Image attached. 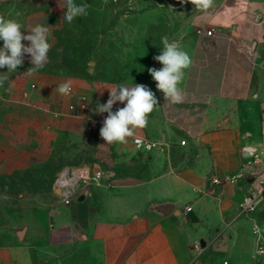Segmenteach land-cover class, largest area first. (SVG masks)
Returning <instances> with one entry per match:
<instances>
[{"label":"crops","instance_id":"obj_1","mask_svg":"<svg viewBox=\"0 0 264 264\" xmlns=\"http://www.w3.org/2000/svg\"><path fill=\"white\" fill-rule=\"evenodd\" d=\"M162 22L192 60L179 85L182 103H167L149 72L114 83L51 74L46 64L29 75L34 89L26 86L18 131L8 116L0 126V178L20 188L18 209L0 216V264H264L256 254L264 248V210L241 212L257 188L253 177L212 181L242 169L249 175L254 157L264 159V84L252 91L264 60V0H214L206 13L180 3L164 9ZM37 23L47 25V15L32 17L30 25ZM24 61L32 67L27 54ZM161 67L154 60L151 68ZM65 82L72 86L67 96L57 91ZM120 84L147 86L158 105L127 143L106 145L99 133L107 113L94 109ZM14 86L25 85L18 79ZM135 137L162 145L142 153ZM65 143L72 155L86 154H75L79 166L71 169L104 174L101 186L69 205L56 192L60 175L33 185ZM165 205L170 214L155 211Z\"/></svg>","mask_w":264,"mask_h":264},{"label":"rangeland","instance_id":"obj_2","mask_svg":"<svg viewBox=\"0 0 264 264\" xmlns=\"http://www.w3.org/2000/svg\"><path fill=\"white\" fill-rule=\"evenodd\" d=\"M88 4V15L76 18L71 24L64 19V0H0V15L17 19L25 27L39 13L47 15L50 28L49 62L44 70L51 74L114 83L139 81L154 64V57L162 49L161 37L167 33L162 19L165 10L177 9L180 0H75ZM16 13H20L19 16ZM23 34H28L22 29ZM25 41H22L24 43ZM3 41L0 40V48ZM30 67L23 62L16 72L7 73L8 80L0 87V126L4 128L10 119L11 129L18 131L21 124L26 86L34 89L33 81L25 74ZM7 72L0 69V74ZM20 79L25 86L15 87ZM264 84V60L258 69L252 91L257 94ZM29 107H27V110ZM31 109V108H30ZM9 128V127H8ZM67 143L60 146L57 158L37 171L41 180L34 186L53 182L66 169L78 167V157ZM88 156V155H87ZM86 156V158H88ZM34 174L26 175L32 178ZM21 177V176H20ZM4 179V178H3ZM0 178V216L17 210L20 204V188L14 179ZM16 179V178H15Z\"/></svg>","mask_w":264,"mask_h":264},{"label":"clouds","instance_id":"obj_3","mask_svg":"<svg viewBox=\"0 0 264 264\" xmlns=\"http://www.w3.org/2000/svg\"><path fill=\"white\" fill-rule=\"evenodd\" d=\"M183 3H191L197 10L206 13L214 7V0H180ZM88 4H76L75 0H64L63 8H66L63 19L71 24L76 18L88 15ZM17 16L20 13H16ZM26 29L28 34H23ZM50 28L44 23L28 25L25 27L17 19L0 15V40L3 47L0 48V69L6 68L7 72L0 74V87L8 80L7 73L16 72L23 65L24 57H30V67L25 74L31 75L35 71L44 68L49 62ZM27 41V45L22 43ZM162 50L154 57L162 67L160 69L149 68L148 72L156 82V88L163 93L164 99L170 104L184 102L185 95L179 87L183 81L185 72L192 63L190 55L184 51L178 43L170 41L168 36L161 37ZM109 89V98L106 103H97L96 113H107L100 128V137L106 145L114 143L125 144L129 137H133L137 129L147 127L149 115L158 105L155 93L143 84H120ZM57 91L63 96L71 94L72 86L69 82L57 86ZM117 102L124 106L115 112L113 106ZM253 223V231L258 235L260 227ZM257 255H264V248L257 249Z\"/></svg>","mask_w":264,"mask_h":264},{"label":"built area","instance_id":"obj_4","mask_svg":"<svg viewBox=\"0 0 264 264\" xmlns=\"http://www.w3.org/2000/svg\"><path fill=\"white\" fill-rule=\"evenodd\" d=\"M213 31L208 32V36H212ZM85 109L86 106L82 105ZM94 124L95 122L92 121ZM92 126L88 127L91 130ZM134 142L142 153H149L158 149L162 144L156 141H152L144 137H135ZM182 146L186 145V142L181 143ZM249 166L253 168L252 173L249 175L245 173V169H242V173L238 175H228L223 179L214 177L212 179L215 185H221L223 183H238L241 178L253 177L257 184L256 190L252 192L250 197L241 205V212L248 214L255 212L259 209L264 210V159L259 155L249 163ZM104 180V174L96 171L95 173H88L82 170L66 169L64 170L58 179L56 180V187L61 191L64 205H69L72 200H77L81 196L88 195L89 187L91 185L101 186ZM191 208H187V212H191ZM224 264H228L225 262Z\"/></svg>","mask_w":264,"mask_h":264},{"label":"water","instance_id":"obj_5","mask_svg":"<svg viewBox=\"0 0 264 264\" xmlns=\"http://www.w3.org/2000/svg\"><path fill=\"white\" fill-rule=\"evenodd\" d=\"M60 189L58 188V187H56V192L58 193V191H59ZM80 201H83L84 200V197H81L80 199H79ZM172 206L171 205H165V206H159V207H156L155 208V211H157V212H159V213H161V214H163V215H168V214H170L171 213V211H172ZM22 235V233L20 234V236Z\"/></svg>","mask_w":264,"mask_h":264}]
</instances>
